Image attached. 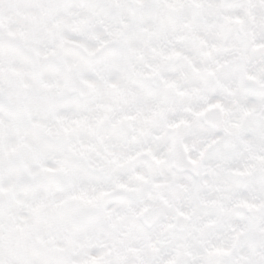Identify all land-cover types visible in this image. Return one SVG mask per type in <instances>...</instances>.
<instances>
[{"label": "clouds", "instance_id": "1", "mask_svg": "<svg viewBox=\"0 0 264 264\" xmlns=\"http://www.w3.org/2000/svg\"><path fill=\"white\" fill-rule=\"evenodd\" d=\"M0 264H264V0H0Z\"/></svg>", "mask_w": 264, "mask_h": 264}]
</instances>
